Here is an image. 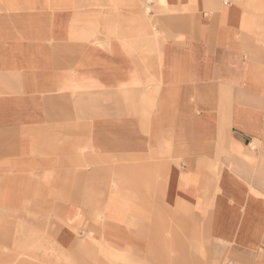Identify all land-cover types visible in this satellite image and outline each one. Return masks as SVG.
I'll list each match as a JSON object with an SVG mask.
<instances>
[{"label":"crops","instance_id":"1","mask_svg":"<svg viewBox=\"0 0 264 264\" xmlns=\"http://www.w3.org/2000/svg\"><path fill=\"white\" fill-rule=\"evenodd\" d=\"M189 248L264 264V0H0V264Z\"/></svg>","mask_w":264,"mask_h":264},{"label":"rangeland","instance_id":"2","mask_svg":"<svg viewBox=\"0 0 264 264\" xmlns=\"http://www.w3.org/2000/svg\"><path fill=\"white\" fill-rule=\"evenodd\" d=\"M15 235H18L19 233H17L18 231H21V246L24 245L25 241H26V237H30L31 239L30 240H33L34 236H33V231H32V228L31 227H28V226H24V227H18V226H15ZM30 235V236H29ZM167 236V234H166ZM191 237H193L191 234H186V241L187 242H190L189 243V246H192V240H191ZM164 239H167L165 236L163 237ZM17 239V238H16ZM31 242V241H30ZM187 251V255H186V263L185 264H206V261H207V256L206 254L203 252V249L202 250H196L194 248H189L186 250ZM8 252V251H6ZM9 254L11 256H14V257H21V262L24 261V262H27V261H31L34 263V257L32 256H47V257H50L51 255H53V257L57 256L55 254V250H52V249H36L34 252L29 251V250H26L25 248H21V249H18V248H14V249H11L9 251ZM19 255V256H18ZM165 255L167 256H171L169 255V251L166 250L165 251ZM60 256V255H59ZM165 257V258H160L159 261H158V264H167V261H168V257ZM165 262V263H163Z\"/></svg>","mask_w":264,"mask_h":264}]
</instances>
